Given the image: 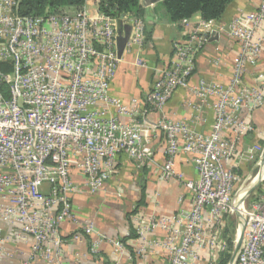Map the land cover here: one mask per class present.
Here are the masks:
<instances>
[{
    "label": "built area",
    "instance_id": "2783aa9c",
    "mask_svg": "<svg viewBox=\"0 0 264 264\" xmlns=\"http://www.w3.org/2000/svg\"><path fill=\"white\" fill-rule=\"evenodd\" d=\"M18 5L19 0H0V253L10 257L6 247L11 238L30 243L22 264L34 259L62 264V227L69 223L73 240L89 239L91 257H99L108 244L111 260L121 263L122 242L76 214L70 196L77 191L73 170L83 177L89 195L106 194L123 155L137 170L150 168L161 182L175 181L190 194L188 210L171 216H135L140 260L156 250L168 264H215L220 254L229 253L225 219L236 213L243 222L236 264H264V178L244 196L239 209L235 205L244 184L237 174L239 165L257 153L249 145L246 156L245 141L261 136L252 115L264 107V71L254 73L253 84L244 79L264 51V0L227 25L201 19L192 33L174 41L170 64L151 86L144 109L135 99L127 106L110 95L123 55L144 47L141 19L130 15L115 19L97 6L90 13L86 4L78 10L23 17ZM180 23L185 26L188 19ZM125 27L130 31L119 59L116 42ZM214 35L237 44L230 78L225 84L200 80L192 85L198 55ZM133 66L147 68L140 58ZM177 90L199 102L194 110L204 105L212 110L209 133L163 115ZM147 114L159 118L150 120ZM156 137L163 139L161 162L153 153ZM179 156L193 167L195 180H186L177 170ZM181 201L179 197L177 202ZM157 232L162 239L153 240Z\"/></svg>",
    "mask_w": 264,
    "mask_h": 264
},
{
    "label": "crops",
    "instance_id": "0c3cea01",
    "mask_svg": "<svg viewBox=\"0 0 264 264\" xmlns=\"http://www.w3.org/2000/svg\"><path fill=\"white\" fill-rule=\"evenodd\" d=\"M146 10L151 11L153 4L141 0ZM259 0H242L228 8V18L222 23L227 25L236 17H244L247 13L256 9ZM88 12L93 13L96 5L86 3ZM201 21L199 15L188 19L187 25L180 22L176 24L157 23L154 18L147 20L146 24L152 27L151 37L141 50L134 49L131 53L123 55L117 65L115 75L110 84V95L119 99L124 105H129L132 99L138 101L144 109L145 97L153 83L159 78V73L167 68L172 58V43L183 39L192 33ZM202 30V29H201ZM203 31V30H202ZM218 51H215V49ZM237 52V44L224 35L213 38V41L205 46L199 53L196 68L190 78V83L195 85L198 81L216 82L225 84L231 74V59ZM136 58L142 59L147 68H135L133 62ZM218 59V62L216 61ZM264 71V51L258 65L248 69L244 82L254 83V73ZM198 101L192 99L185 90H177L165 105L163 115L173 121L188 123L195 131L207 134L213 123V112L206 105L196 111L192 106ZM197 117V119H195ZM150 120L159 118L158 114H147ZM264 119V107L252 115V120L260 124ZM258 133L262 131L257 127ZM255 137L246 139L245 144H252ZM163 139L156 137L153 143L154 157L158 162L163 161ZM184 156L176 160V168L183 173L186 180H195L196 174L193 167L186 163ZM116 175L107 183V193L96 196L89 195L83 185V177L73 170L71 177L77 191L70 196L73 211L79 216L92 220L96 228L107 237L121 241L124 246V254L119 264H168L165 255L161 251H151L144 261L136 255L137 240L127 239L130 227L134 228L135 216H171L180 209L188 210L190 207V194L175 181L161 182L150 168L137 170L135 165L125 156L118 160ZM116 191L119 192L115 195ZM182 197L181 203L178 198ZM137 209V213L133 211ZM131 225V226H130ZM73 226L65 223L62 227L63 246L61 250L62 264H114L111 260V247L104 244L100 256L91 257L88 253V238L73 240L71 238ZM9 237L11 233L8 231ZM7 235V236H8ZM153 240L162 239L161 233L154 234ZM7 249L10 257L0 253V264H22L27 260L30 243L15 242L9 238ZM129 258L131 260L129 261ZM30 264H44L40 259H34Z\"/></svg>",
    "mask_w": 264,
    "mask_h": 264
},
{
    "label": "trees",
    "instance_id": "16d2710c",
    "mask_svg": "<svg viewBox=\"0 0 264 264\" xmlns=\"http://www.w3.org/2000/svg\"><path fill=\"white\" fill-rule=\"evenodd\" d=\"M146 3L153 4L151 11L146 10L141 0H19L17 12L23 17H39L45 14H57L71 9H81L87 2L94 3L100 13L120 19L121 16L130 15L141 19L145 25V43H148L152 33V27L146 24L151 17L157 23L176 24L184 19H189L194 15H199L203 21H215L224 23L228 18L227 12L231 5L242 0H145ZM124 28H120V37H124ZM144 43V44H145ZM6 93L7 87L2 86ZM237 174L241 177V172ZM137 213V209L133 214ZM131 226V225H130ZM226 228V229H225ZM223 236L228 238L229 227L225 226ZM73 234V233H72ZM72 238V236H71ZM63 239V237H62ZM127 239H136L134 228L131 226ZM230 251V250H229ZM231 252V251H230ZM229 253L219 255V264H228L231 258Z\"/></svg>",
    "mask_w": 264,
    "mask_h": 264
},
{
    "label": "rangeland",
    "instance_id": "374dc122",
    "mask_svg": "<svg viewBox=\"0 0 264 264\" xmlns=\"http://www.w3.org/2000/svg\"><path fill=\"white\" fill-rule=\"evenodd\" d=\"M259 128V130L262 131V134L260 137H255L252 144L250 143L251 146H254L257 149V153H253L252 156H250V158L246 161H242L239 165L238 170L241 172V181H243V188H246L249 184H251V182L253 183V181L255 180V177L261 174V170L264 169V162L262 163L261 161V167L257 166V163L259 162L260 159V154L264 148V119L261 121V123L256 124V128ZM260 179L264 178V173H262V175H260ZM249 198L246 199L244 206L245 208L249 205ZM241 218L239 219L238 215L236 213L231 214L230 216H228L225 219V226L229 227L230 230V234L228 236V238L230 240H227V238H224V241L226 243V245H228V248L231 256H232V252H233V247L235 246V238L237 235V232L239 229H241ZM226 229V228H225ZM224 254H226V252H224ZM219 261V260H218ZM216 262L215 264H219V262Z\"/></svg>",
    "mask_w": 264,
    "mask_h": 264
},
{
    "label": "water",
    "instance_id": "95a60500",
    "mask_svg": "<svg viewBox=\"0 0 264 264\" xmlns=\"http://www.w3.org/2000/svg\"><path fill=\"white\" fill-rule=\"evenodd\" d=\"M129 27H125L124 28V37L123 38H118L117 39V42H116V50H117V57L120 59L122 57V54H123V51H124V48H125V45H126V42H127V39H128V35H129ZM215 37V35H214ZM249 145L245 144L244 147H243V151L244 153L246 154V156H249ZM263 154H264V150L260 156V159L261 161L263 162ZM260 183V181L255 184L254 186H252L251 188H249L247 191H246V195H250L255 187ZM242 236H243V222H241V229H240V235L238 237V240L236 242V245H235V248H234V251L232 253V256L230 258V261L228 264H236V259H237V254L239 252V248H240V244H241V241H242Z\"/></svg>",
    "mask_w": 264,
    "mask_h": 264
},
{
    "label": "bare ground",
    "instance_id": "6f19581e",
    "mask_svg": "<svg viewBox=\"0 0 264 264\" xmlns=\"http://www.w3.org/2000/svg\"><path fill=\"white\" fill-rule=\"evenodd\" d=\"M263 157H264V154H263ZM263 162H264V158H263ZM262 173H264V169L261 170V174L260 175H262ZM260 175H258V177L257 176L255 177V180L253 181V183L251 182V184H249L246 188H244L243 190L239 191V193L237 194L236 199H235L236 210L239 209V207L241 206L243 198L246 195V191L263 179L262 178L261 180H259L260 177H261ZM239 235H240V229L238 230L236 238H235L236 242L238 240Z\"/></svg>",
    "mask_w": 264,
    "mask_h": 264
}]
</instances>
